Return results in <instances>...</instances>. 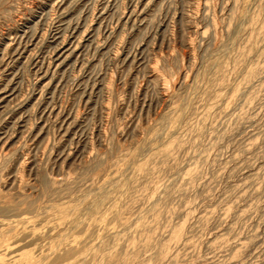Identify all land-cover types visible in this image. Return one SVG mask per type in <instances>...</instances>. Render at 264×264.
I'll use <instances>...</instances> for the list:
<instances>
[{
    "label": "rangeland",
    "instance_id": "374dc122",
    "mask_svg": "<svg viewBox=\"0 0 264 264\" xmlns=\"http://www.w3.org/2000/svg\"><path fill=\"white\" fill-rule=\"evenodd\" d=\"M63 39L76 47L66 60L53 53ZM262 64L264 0H0V245L15 236L5 260L264 264V176L260 193H235L264 170ZM165 147L175 163L154 159ZM164 162L173 179L136 176ZM179 233L191 249L175 247ZM72 235L79 246L52 257Z\"/></svg>",
    "mask_w": 264,
    "mask_h": 264
},
{
    "label": "bare ground",
    "instance_id": "6f19581e",
    "mask_svg": "<svg viewBox=\"0 0 264 264\" xmlns=\"http://www.w3.org/2000/svg\"><path fill=\"white\" fill-rule=\"evenodd\" d=\"M78 1V0H77ZM128 13V12H127ZM127 13H126V15H127ZM138 13L140 14V11L139 10H137L136 8H132L130 11H129V15H131V17H132V15H134V16H138ZM128 15V16H129ZM140 17V16H139ZM68 22V21H67ZM77 22V21H76ZM69 23V22H68ZM78 24V23H77ZM69 25V24H68ZM76 25V24H75ZM74 26V25H73ZM70 27H72V26H70ZM70 27H68V28H70ZM99 27V26H98ZM73 28V27H72ZM17 30V29H16ZM55 38H56V36H55ZM59 40H56V42H58ZM67 41V39H63L61 42H58L57 44H56V46H55V49L53 50V53H55L56 55L58 54V57L59 56H61V57H64V60H66L69 56H70V54H72V53H75L74 51H75V49H76V47L74 46H72V47H69V45H70V42H66ZM55 42V43H56ZM21 43V42H20ZM11 44V43H10ZM22 44V43H21ZM73 44H74V42H73ZM12 46H13V44H12ZM78 46V45H77ZM7 47H8V45H7ZM11 47V46H10ZM9 48V47H8ZM7 48V49H8ZM54 48V47H53ZM15 49V52H19V50H20V48H14ZM24 49V48H23ZM13 50V49H12ZM6 51V54H7V50H5ZM11 51V50H10ZM13 52V51H12ZM6 56V55H5ZM59 61V60H58ZM46 65V64H45ZM58 65V64H57ZM222 65V64H221ZM223 66H224V64H223ZM41 67V66H40ZM43 67V66H42ZM261 68H263L262 70H261ZM51 69V62H49L48 63V66L46 67V68H41V72L43 73V76L44 75H46V74H48V72H49V70ZM221 69H222V66H221ZM258 70H261L260 72L262 73L263 72V70H264V66H263V64H262V67L260 66V68H258ZM39 71H40V69H39ZM218 71V70H217ZM217 71H215V72H217ZM252 71V70H251ZM250 71V72H251ZM223 72H224V70H223ZM258 72V71H257ZM219 73L221 74L222 72H220V70H219ZM249 73V72H248ZM250 74H253V71L251 72V73H249V75ZM255 74V73H254ZM257 74H259V73H257ZM253 77V76H252ZM43 78V77H42ZM45 78V77H44ZM248 78V77H247ZM250 76H249V80H250ZM248 82V81H247ZM250 82V81H249ZM251 83V82H250ZM262 87V86H261ZM264 89V88H263ZM261 91V90H260ZM5 93H7V92H5V88L4 89H1L0 88V104L4 101V96H3V94H5ZM245 104V103H244ZM251 104V103H250ZM247 107L249 106L248 104L246 105ZM250 109V108H249ZM243 110V109H242ZM244 110H245V108H244ZM243 110V111H244ZM245 113V112H244ZM239 115V114H238ZM241 115H242V113H241ZM242 116H240V118H241ZM3 136V135H2ZM6 137H1L0 136V145L3 143V140L5 139ZM4 141H6V139L4 140ZM5 143V142H4ZM4 145V144H3ZM254 144L253 143H250V144H248V146H253ZM247 146V147H248ZM1 147H2V145H1ZM169 147V146H168ZM182 148V147H181ZM256 148V147H255ZM171 149H167L166 147H165V151H163V153L161 154H159V155H161V156H155L154 157V159H163V161L165 160L166 162H168V161H170L171 163H175L176 162V160H177V158H176V160H175V158H172L173 157V154H171V151H170ZM181 150V149H180ZM174 151V150H173ZM181 152V151H180ZM176 153V152H175ZM156 155V154H155ZM152 156V155H151ZM176 156V155H175ZM152 159H153V157H152ZM165 163V162H164ZM177 163H178V161H177ZM197 163H198V161H197ZM132 164V163H131ZM201 164V163H200ZM175 165V164H174ZM179 165V164H178ZM176 166V165H175ZM180 166V165H179ZM139 167V166H138ZM173 167V165L172 164H166L165 163V165H163L161 168H155V166L154 167H152V168H149L148 166H141V167H139L138 169H136V176H139V177H141V178H144V179H147V177H150V176H153L154 177V175H159V173H162L163 174V172H167L166 173V175H167V177H166V175L165 174H163V175H165L164 177L166 178V179H168V180H171V178L173 179V177H175L174 176V174H172L171 172V168ZM116 169H118V168H116ZM264 169V168H263ZM98 170V169H97ZM176 170V169H175ZM188 171H186V173L182 176V178H181V181L182 182H180V186H178V188L177 189H175L174 190V193H175V195H178V197H180V195H186V193H187V191H189L188 190V187H189V184H191V182L192 181H195V179H196V177L198 176V168H197V164L196 163H193L190 167H189V169H187ZM115 171H117V170H115ZM120 171V170H119ZM174 171V170H173ZM226 171V170H225ZM118 172V171H117ZM264 176V170L263 171H260V172H258V173H255L254 175H253V179H252V181L250 182V183H248V184H245V183H243V184H241V185H237L236 187H235V193L236 194H238V198H241L242 196H244V195H247L248 193H250V194H254V193H260V191L261 190H259L255 185H256V182H254V180L256 179V178H261V177H263ZM160 179V178H159ZM6 181V180H5ZM249 181V180H248ZM256 181V180H255ZM255 184H254V183ZM169 183V182H168ZM54 184H56V181L55 180H53V183H52V185L53 186H55ZM49 185V184H48ZM154 186V185H153ZM79 188V187H78ZM191 188V187H190ZM189 188V189H190ZM260 188V187H259ZM86 189H88V188H86ZM92 189V188H91ZM90 189V190H91ZM171 189V188H170ZM89 190V189H88ZM262 192H264V190L262 191ZM261 192V193H262ZM141 193V192H140ZM146 194V193H145ZM262 194H264V193H262ZM41 195V194H40ZM138 197V196H137ZM140 200L138 201L139 202V204L136 202V200H134L133 199V201H135V203L137 204V206H136V204L134 203H131L133 206H136L137 208H139V210H140V206L141 205H144L142 202H143V200H144V198H145V195L144 194H140ZM183 197V196H182ZM134 198V197H133ZM136 198V197H135ZM117 200V199H116ZM129 200H132V199H129ZM2 201V200H1ZM4 201V200H3ZM19 201V200H18ZM108 201V200H107ZM109 202H111V201H109ZM19 203V202H18ZM17 204V203H16ZM125 204V203H124ZM147 204V203H146ZM145 204V205H146ZM130 205V203L128 204V206ZM139 205V206H138ZM6 205H4V207H5ZM32 206V205H31ZM122 206V205H121ZM12 207V206H11ZM10 207V208H11ZM116 208H117V206H115ZM131 207V206H130ZM133 207H131V209H132ZM136 208V209H137ZM13 209V208H12ZM11 209V211H13ZM21 209V208H20ZM127 209H129V207L127 208ZM134 209H135V207H134ZM160 209V208H159ZM228 209L229 208H227V211H228ZM17 210V209H16ZM31 210H32V207H31ZM127 211V210H126ZM129 211H131L130 209H129ZM249 212V209L248 210H246V211H244V213L242 214V215H240V216H238L239 218H242V217H244V215H246L248 212ZM1 213L3 212V211H0ZM5 212V211H4ZM46 212V211H45ZM54 212V211H53ZM110 212V211H109ZM134 212V211H133ZM158 212V211H157ZM129 213V212H128ZM132 213V212H131ZM209 212H207V213H205V214H208ZM212 213V212H211ZM211 213H209V215L211 214ZM214 213V212H213ZM212 213V214H213ZM43 214V213H42ZM47 214V213H46ZM122 214V213H121ZM124 214V213H123ZM224 214H226V213H224ZM248 214H251V213H248ZM130 215H132V214H130ZM52 216H53V214H52ZM116 216H117V214H116ZM26 217V216H25ZM45 218H46V216H44ZM50 217V216H49ZM49 217H47V218H49ZM56 217V216H55ZM156 217H158L157 215H156ZM199 217V216H198ZM44 218V219H45ZM53 218H54V216H53ZM53 218L51 217V219L53 220ZM57 218V217H56ZM94 218V217H93ZM238 218V219H239ZM22 219V218H21ZM31 219V218H30ZM43 219V218H42ZM50 219V218H49ZM153 220H152V222L155 224L156 223V221H158V219H156L155 218V215H154V218H152ZM204 219H208L206 216H201L200 217V219L199 220H203L204 221ZM51 220V221H52ZM55 220V219H54ZM68 220V219H67ZM97 220V219H96ZM121 220V219H120ZM123 220V219H122ZM125 220V219H124ZM149 220H150V218H149ZM14 221V220H13ZM92 221H95V220H92ZM97 221H99V220H97ZM128 221V220H127ZM127 221L125 220V221H123V222H120V224L118 225V227H117V229H119V228H125L126 227V225H127ZM206 221V220H205ZM25 222V221H24ZM81 222V221H80ZM85 222V221H84ZM11 223V222H10ZM107 223V222H106ZM146 223V222H145ZM84 225L85 224H87V223H83ZM129 224V223H128ZM154 224H152V225H154ZM13 225V224H12ZM16 225V224H15ZM18 225V224H17ZM96 225V224H95ZM86 226V228L87 227H89V226H87V225H85ZM84 226V227H85ZM92 228H93V222H92V225H90ZM144 226V225H143ZM14 227V226H13ZM91 227H89L90 229H91ZM26 228V227H25ZM25 228H23V230L25 229ZM145 228V227H144ZM146 228H148L149 230L151 229V226H149V225H147L146 226ZM148 229H146V230H148ZM138 230V229H137ZM136 230V231H137ZM145 230V229H144ZM12 231V230H11ZM117 231V230H116ZM141 230H138V233L140 232ZM150 232V231H149ZM178 232V231H177ZM74 233V232H73ZM119 233L121 234V231L119 230ZM135 233V232H134ZM172 233V232H171ZM14 234V233H13ZM76 234V233H75ZM127 234V233H126ZM144 234V233H143ZM172 234H174V233H172ZM180 234V233H179ZM186 234V233H185ZM8 235V234H7ZM108 235H110V234H108ZM117 235V234H116ZM141 235H142V233H141ZM162 235V234H161ZM77 236V235H76ZM79 236V235H78ZM145 236V235H144ZM185 236V235H184ZM159 237V236H158ZM183 237V234H180L179 236H178V234H176V235H173V237H172V241H174V243L176 244L175 245V247L177 246V244L180 246V245H182V250L184 249V250H188V249H191L192 247H193V242L191 241V240H189V239H184V238H182ZM186 237V236H185ZM4 238V237H3ZM15 238V236L14 235H12L11 237H5L4 239H2L1 238V240H3L2 241V244L0 245V264H21V262H23L22 260H21V256L19 255V253H15L14 254V256H13V258L11 259V263H8L7 262V260H5V256H6V253H7V251L8 250H10V240L11 239H14ZM99 238V237H98ZM120 238H123V235L122 236H120ZM187 238V237H186ZM224 238V237H223ZM79 239H80V237H79ZM78 238H76V237H74L73 235H72V238L71 239H69L68 237H64V239L63 240H61V243H59L58 244V248H56V250L55 251H53L52 252V257L54 256L53 254H55V253H57L56 251H58L60 248H59V245H60V247L62 246V250H64V249H68V247H71L72 245H74L75 243L78 245V243L80 244V240H79ZM87 238H85V239H83L82 241L84 242L85 240H86ZM124 239H127V240H129V235L128 236H126V237H124ZM124 239H122V240H124ZM221 239V238H220ZM146 240V239H145ZM183 240V241H182ZM81 241V242H82ZM95 241V240H94ZM13 242V241H12ZM124 242H126V241H124ZM128 242V241H127ZM140 242V241H139ZM173 243V244H174ZM222 243H224V242H222ZM146 244V243H145ZM213 246H214V244H212ZM211 244L209 245V250H212V248H210V247H213ZM52 246V248L50 247L49 249L51 250H53L54 248H53V244L51 245ZM79 246V245H78ZM216 246V245H215ZM214 246V247H215ZM126 247V246H125ZM174 247V248H175ZM127 248V247H126ZM163 248V247H162ZM162 248L160 249V252L158 253L159 255H160V257L161 256H163L164 254V256L167 258V255H166V253H168V252H166V253H162L161 251H162ZM166 248V247H165ZM177 248V247H176ZM48 249V248H47ZM48 249V250H49ZM94 249V248H93ZM135 249H137V248H135ZM164 249V248H163ZM169 249L170 248H168V251H169ZM61 250V251H62ZM93 251V250H92ZM64 252H65V250H64ZM185 252V251H184ZM12 253H14V252H12ZM23 253V252H22ZM58 253H62L63 254V256H64V253H63V251L62 252H58ZM65 253H67V251L65 252ZM49 254V253H48ZM68 254H69V252H68ZM93 254H94V251H93ZM163 254V255H162ZM66 255V254H65ZM47 256V255H46ZM50 256V257H51ZM60 256H62V255H60ZM62 256V257H63ZM75 256V255H74ZM80 256V255H79ZM94 256V255H93ZM161 257V258H165V257ZM7 257V256H6ZM51 257V258H52ZM57 257H59V255L57 256ZM68 257V256H67ZM104 257H106L105 259H107V258H111V256H109V255H105ZM33 258V257H32ZM66 258V257H65ZM71 258V257H70ZM73 258V257H72ZM161 258L158 260L159 261V263H161L160 261H164L165 259H162L161 260ZM171 258V256L169 257V259ZM10 259V258H9ZM25 259V258H24ZM23 259V260H24ZM73 259H75V258H73ZM109 259H107V260H109ZM169 259H167V261H169L170 262V260ZM25 260H27V259H25ZM48 260V259H47ZM50 260V259H49ZM51 260H54V259H51ZM70 260H72V259H70ZM70 260H68L69 262L68 263H70ZM104 260V259H103ZM28 261V260H27ZM56 261V260H55ZM55 261H53V263H51V264H56L55 263ZM166 261V260H165ZM166 261V264L167 263H169V262H167ZM103 262V261H102ZM49 263V264H50ZM72 263V262H71ZM74 263V262H73ZM95 263V262H94ZM171 263V262H170ZM169 263V264H170ZM24 264H32V263H28V262H26V263H24ZM58 264V263H57ZM61 264V263H60Z\"/></svg>",
    "mask_w": 264,
    "mask_h": 264
}]
</instances>
